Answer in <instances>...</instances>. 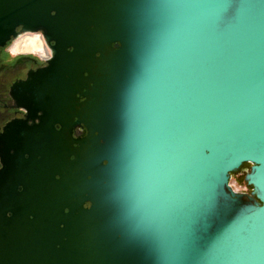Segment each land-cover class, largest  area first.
Masks as SVG:
<instances>
[{"label": "water", "instance_id": "1", "mask_svg": "<svg viewBox=\"0 0 264 264\" xmlns=\"http://www.w3.org/2000/svg\"><path fill=\"white\" fill-rule=\"evenodd\" d=\"M159 2L70 0L46 6L0 0V47L41 32L52 52L48 66L16 94L40 123L6 129L0 264H170L158 250L154 225L147 229L149 239L132 229L146 221L128 199L131 165L154 128L156 85L149 69L161 39L163 16L154 6ZM243 2L252 5L237 28L252 110L208 136L195 180L210 175L221 202L264 212V0ZM77 126L85 131L75 134ZM66 152L68 161L77 154V165L66 162ZM80 153L84 167L78 165ZM61 170L68 180L57 184V177L64 179ZM241 174L251 191L231 184ZM234 224L227 213L202 214L197 201L180 221L209 234Z\"/></svg>", "mask_w": 264, "mask_h": 264}, {"label": "snow or ice", "instance_id": "2", "mask_svg": "<svg viewBox=\"0 0 264 264\" xmlns=\"http://www.w3.org/2000/svg\"><path fill=\"white\" fill-rule=\"evenodd\" d=\"M38 3L71 4L70 0ZM154 6L163 16L161 39L149 69L156 85L154 128L131 165L128 196L146 223L132 229L148 238L147 229L154 225L158 250L170 264L264 259V212L221 202L210 175L195 180L208 136L239 112L252 110L251 80L237 32L252 5L243 0H160ZM45 11L55 18L51 7ZM68 155L66 162L77 165V154L70 161ZM78 165L85 166L82 155ZM62 175L64 179L57 177L54 182L64 184L68 177L63 170ZM75 184L74 177L73 188ZM193 201L204 215L211 211L219 218L227 213L234 226H224L215 234L180 226ZM6 211L0 188V218Z\"/></svg>", "mask_w": 264, "mask_h": 264}, {"label": "flooded vegetation", "instance_id": "3", "mask_svg": "<svg viewBox=\"0 0 264 264\" xmlns=\"http://www.w3.org/2000/svg\"><path fill=\"white\" fill-rule=\"evenodd\" d=\"M40 33L38 32L41 36L38 46L33 45L26 48L20 43L21 37L0 47V163L3 165L5 155L10 151L6 146L10 143L6 140L7 127L10 124L23 127V123L28 126L40 123V119L32 118L28 109L20 105L16 98V94L20 91L19 85L26 82L32 74L48 66V61L52 57L51 49L44 36L42 37L43 34ZM57 128L59 129L60 126ZM82 131H85V128L77 126L74 133Z\"/></svg>", "mask_w": 264, "mask_h": 264}, {"label": "rangeland", "instance_id": "4", "mask_svg": "<svg viewBox=\"0 0 264 264\" xmlns=\"http://www.w3.org/2000/svg\"><path fill=\"white\" fill-rule=\"evenodd\" d=\"M40 41H41V36L38 33H35V34L24 35L20 43L24 44V46L28 48V46H33V45L38 46ZM250 167L251 164L245 165V168L247 169H250ZM231 184L234 186V188L240 191H248V192L251 191V188L247 185L245 181V174L234 175L233 178L231 179Z\"/></svg>", "mask_w": 264, "mask_h": 264}, {"label": "bare ground", "instance_id": "5", "mask_svg": "<svg viewBox=\"0 0 264 264\" xmlns=\"http://www.w3.org/2000/svg\"><path fill=\"white\" fill-rule=\"evenodd\" d=\"M28 34H35V33H26V34H24V35H28ZM40 34H41V33H40ZM24 35H23V36H24ZM41 35H42V34H41ZM23 36H21V37H23ZM21 37H20V38H21ZM42 37H43V35H42Z\"/></svg>", "mask_w": 264, "mask_h": 264}]
</instances>
